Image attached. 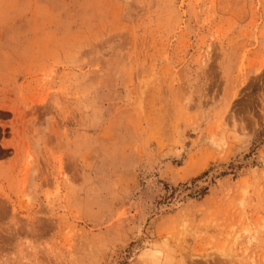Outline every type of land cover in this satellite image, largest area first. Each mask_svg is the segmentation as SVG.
Instances as JSON below:
<instances>
[{"label":"rangeland","instance_id":"374dc122","mask_svg":"<svg viewBox=\"0 0 264 264\" xmlns=\"http://www.w3.org/2000/svg\"><path fill=\"white\" fill-rule=\"evenodd\" d=\"M264 264V0H0V264Z\"/></svg>","mask_w":264,"mask_h":264},{"label":"bare ground","instance_id":"6f19581e","mask_svg":"<svg viewBox=\"0 0 264 264\" xmlns=\"http://www.w3.org/2000/svg\"><path fill=\"white\" fill-rule=\"evenodd\" d=\"M233 263H234V260L230 259V260L227 261L226 264H233ZM217 264H223V262L219 260V261H217Z\"/></svg>","mask_w":264,"mask_h":264}]
</instances>
